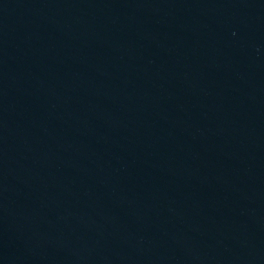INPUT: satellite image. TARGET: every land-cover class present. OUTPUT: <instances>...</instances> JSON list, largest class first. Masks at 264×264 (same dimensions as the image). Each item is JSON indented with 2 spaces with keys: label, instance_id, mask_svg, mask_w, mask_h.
<instances>
[{
  "label": "water",
  "instance_id": "1",
  "mask_svg": "<svg viewBox=\"0 0 264 264\" xmlns=\"http://www.w3.org/2000/svg\"><path fill=\"white\" fill-rule=\"evenodd\" d=\"M0 264H264V0H0Z\"/></svg>",
  "mask_w": 264,
  "mask_h": 264
}]
</instances>
